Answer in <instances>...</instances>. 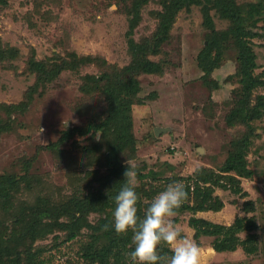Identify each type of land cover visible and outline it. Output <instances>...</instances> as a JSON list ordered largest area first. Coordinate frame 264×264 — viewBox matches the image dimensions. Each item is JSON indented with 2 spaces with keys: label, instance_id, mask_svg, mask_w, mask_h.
Returning a JSON list of instances; mask_svg holds the SVG:
<instances>
[{
  "label": "rangeland",
  "instance_id": "rangeland-1",
  "mask_svg": "<svg viewBox=\"0 0 264 264\" xmlns=\"http://www.w3.org/2000/svg\"><path fill=\"white\" fill-rule=\"evenodd\" d=\"M163 1L149 0L142 6L141 20L130 37L134 0H0V176L15 174L26 180L13 210L6 204L0 208V220L7 219L8 224L16 221V207L24 202L25 206L34 204L40 197L61 204L74 194L82 195V199L99 194L115 157L124 165L129 160L135 166L136 187L139 196L145 197L148 194L144 192L155 197L174 183L172 175L186 177L201 167L220 172L230 154L231 141L247 130L226 120L234 105L235 89L240 86L236 73L239 63L236 48L228 44L220 65L204 83L199 56L209 30L199 5L179 12L171 39L161 53L150 56L155 61H167L165 72L137 77L139 93L132 104L134 149H115L111 137L102 131L74 135L59 152L48 147L72 127L105 119V94L101 89L84 93V78L88 74L101 76L104 71L99 65H128L132 59L130 39L138 43L153 34L158 24L155 14L162 11ZM258 1L237 0L245 8ZM210 14L217 30L229 28L230 20L216 9ZM253 29L264 33V21H258ZM253 42L259 64L256 73L264 80V37ZM74 54L101 60L78 69L67 65L54 80L38 81L40 72L33 60L54 66L72 60ZM256 92L264 93V84ZM253 124L258 134L248 161L255 174L241 179L245 194L217 188L224 208L197 216L231 225L237 217L256 215L259 250L247 253L238 247L218 252L213 237L196 238L188 223L193 214L178 212L174 223L203 249L202 264H264V117ZM138 172L146 178L140 179ZM253 201L255 210L250 211L247 208ZM103 216L99 209L92 210L81 233L72 240L67 239L68 230L52 227L33 240L34 247L47 264H89L84 256L91 241L88 224H97ZM61 221L70 219L62 217ZM111 261L116 263L114 257Z\"/></svg>",
  "mask_w": 264,
  "mask_h": 264
},
{
  "label": "trees",
  "instance_id": "trees-1",
  "mask_svg": "<svg viewBox=\"0 0 264 264\" xmlns=\"http://www.w3.org/2000/svg\"><path fill=\"white\" fill-rule=\"evenodd\" d=\"M148 2L149 0H134L130 37L141 20L142 6ZM192 5L202 7L204 23L209 30L206 43L199 56L200 65L204 71L202 76L204 83H208L209 75L220 65L221 56L228 44H232L237 50L239 67L236 73L239 76L240 86L235 89L234 105L226 120L229 125L242 124L247 130L240 138H234L231 141L230 154L219 173L201 167L193 175L186 177L172 175L173 182H182L189 194L178 212L193 214L188 223L195 230L196 238L213 237V246L216 251H234L242 247L247 253H253L259 250V239L256 232L260 226L256 215L237 217L233 224L224 225L199 217L197 214L223 209L224 201L216 194L217 188L243 194L241 179L252 178L255 174L249 166L248 153L253 138L258 134L253 122L264 117V93L254 94L258 86L264 84V80L256 73L259 64L253 41L256 37H264V33L255 31L253 27L258 21H264L263 0L249 3L248 8L241 6L237 0H164L162 11L155 14L158 24L153 34L138 43L133 38L130 39L132 59L128 65L122 68L99 65L104 71L101 76L88 74L84 78L82 85L84 93L101 89L105 94L107 101L105 119L72 127L63 132L58 142L51 143L48 147L54 152H59L62 144L74 135H87L91 132L95 134L102 131L103 135L111 137V145L115 149L119 151L127 148L134 149L132 104L134 103L133 98L139 93L137 77L142 74L157 75L165 72L168 66L167 61H155L150 56L161 53L163 45L171 39V29L179 12L183 8L189 9ZM212 8L216 9L222 17L230 20L227 30L216 29L210 14ZM100 60L98 57L74 54L72 60H64L62 64L54 66L43 61L33 60L32 62L40 72L38 81L43 80L46 83L54 80L67 65V68L78 69L82 65L97 63ZM106 68L109 69L106 71ZM115 159L110 166V174L105 177L107 179L105 185H101L99 194L89 195L85 199L80 198L82 196L80 194H74L61 204L40 197L34 204L25 206L24 202L22 206L16 207V221L8 224L7 219H1L0 264H47L41 257V251L35 249L33 240L48 233L52 227L68 230L67 239L72 240L81 233L86 215L96 209H99L104 216L97 224H88L92 228L89 235L91 241L88 243L89 249L84 256L89 264L95 261L99 264H116L118 261L131 264L127 254L128 251L133 250V233L131 231L127 234L116 233L113 226L114 221L110 218L115 206L114 198L126 183L124 173L127 166L118 157ZM138 175L140 179L146 178V175L141 172H138ZM23 181H26L25 177L15 174L0 176V208L3 209L6 204L11 211L13 210L16 195ZM136 192L139 195L137 187ZM144 194H148L147 197L140 195L138 202V216L141 218L154 198L151 193L144 192ZM247 209L254 211L255 202H251ZM83 215H85L84 218ZM62 217H68L70 221H61ZM242 233H246L245 238L241 237ZM101 240L104 242L101 243ZM163 253L171 255L167 247H164ZM111 257H114L116 263L111 261ZM119 262L117 264H121Z\"/></svg>",
  "mask_w": 264,
  "mask_h": 264
},
{
  "label": "clouds",
  "instance_id": "clouds-1",
  "mask_svg": "<svg viewBox=\"0 0 264 264\" xmlns=\"http://www.w3.org/2000/svg\"><path fill=\"white\" fill-rule=\"evenodd\" d=\"M126 166V183L114 198L113 226L118 234L133 233V250L128 253L131 264H202L203 249L173 220L188 199L186 186L182 182L168 184L151 200L141 218L137 172L129 160ZM164 247L170 249L171 255L163 253Z\"/></svg>",
  "mask_w": 264,
  "mask_h": 264
}]
</instances>
